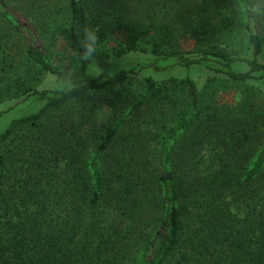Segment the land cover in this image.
<instances>
[{
    "label": "trees",
    "instance_id": "1",
    "mask_svg": "<svg viewBox=\"0 0 264 264\" xmlns=\"http://www.w3.org/2000/svg\"><path fill=\"white\" fill-rule=\"evenodd\" d=\"M263 82L264 0H0V106L42 102L0 132V264H264Z\"/></svg>",
    "mask_w": 264,
    "mask_h": 264
},
{
    "label": "rangeland",
    "instance_id": "2",
    "mask_svg": "<svg viewBox=\"0 0 264 264\" xmlns=\"http://www.w3.org/2000/svg\"><path fill=\"white\" fill-rule=\"evenodd\" d=\"M87 72L86 77L93 78L98 76L101 73L115 74L122 69L133 71L138 79L146 76L148 74L154 75L157 79H162L170 76H184L189 73L197 82L200 88L206 86V79L208 77V71L200 68L193 67L190 70L178 68V69H169L168 71L163 70L162 72H156L150 66L146 64L150 61L149 55H144L141 53H131L123 56H116L114 53H108L104 50H98L97 54L88 56ZM68 67V66H67ZM62 68V74L58 78L55 75H50L44 79L42 88H62L67 85L79 84L83 81L84 76L79 74V69L77 67L71 68ZM243 69V67H239ZM140 88L141 81L136 83ZM260 91V97L264 99V82L255 84ZM136 91V90H135ZM129 95L133 96L135 93L133 90L129 92ZM236 92L233 90L225 95V101H234ZM90 102V101H89ZM101 103V102H100ZM42 105V102L29 98L26 100L13 101L8 105L0 106V132L5 128V126L15 117L26 115L32 112L37 111ZM88 105H93V103H88ZM76 107H71V110H75ZM97 119L100 122L112 121L115 117V112L112 107H102L96 111Z\"/></svg>",
    "mask_w": 264,
    "mask_h": 264
},
{
    "label": "clouds",
    "instance_id": "3",
    "mask_svg": "<svg viewBox=\"0 0 264 264\" xmlns=\"http://www.w3.org/2000/svg\"><path fill=\"white\" fill-rule=\"evenodd\" d=\"M87 39L91 41V43H89L87 46V51L88 52L95 51L96 49L93 47V45L95 44L97 38L95 37L94 34H87Z\"/></svg>",
    "mask_w": 264,
    "mask_h": 264
}]
</instances>
